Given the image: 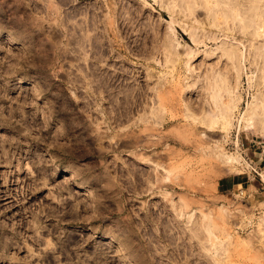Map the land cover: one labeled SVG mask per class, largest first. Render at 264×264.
Segmentation results:
<instances>
[{"label": "rangeland", "instance_id": "obj_1", "mask_svg": "<svg viewBox=\"0 0 264 264\" xmlns=\"http://www.w3.org/2000/svg\"><path fill=\"white\" fill-rule=\"evenodd\" d=\"M222 1L0 0V264H264V0Z\"/></svg>", "mask_w": 264, "mask_h": 264}, {"label": "bare ground", "instance_id": "obj_2", "mask_svg": "<svg viewBox=\"0 0 264 264\" xmlns=\"http://www.w3.org/2000/svg\"><path fill=\"white\" fill-rule=\"evenodd\" d=\"M182 2H183V0H181ZM185 1V3H187V1L188 0H184ZM201 2H202V0H200ZM204 2H205V4L207 3V2H209L210 0H203ZM221 1V3L223 2L222 0H217V2L219 3ZM229 1V0H228ZM193 2V1H192ZM179 3H180V1H179ZM185 3H183V4H185ZM189 4V3H188ZM200 4V3H199ZM202 4H204V3H202ZM232 4H233V2H232ZM165 4H163V6H164ZM177 5H178V3H177ZM180 5V4H179ZM191 5V4H190ZM165 7V9H166V5L164 6ZM186 7V6H185ZM169 9V10H168ZM167 10L169 11V13L171 14V15H174L173 13H174V11L170 8V6H168V8H167ZM188 10V9H187ZM190 10V9H189ZM185 12V11H184ZM177 20V19H176ZM91 37V36H90ZM215 37V36H214ZM97 38V37H96ZM99 38V37H98ZM97 40V39H96ZM101 42V41H100ZM95 43V42H94ZM99 45V44H98ZM101 46V45H100ZM100 46H98V47H96V45L94 46L93 45V47L94 48H96L97 49V53H98V50L101 52L102 51V47H100ZM229 51V50H228ZM96 53V52H95ZM99 54V53H98ZM98 54L97 55H95V59H97L98 60V58L96 57V56H98ZM229 57L232 59V61H235V63L237 62V59H238V62H239V60H240V58H242L243 56H244V54L243 53H239V51L237 50V48L235 47L234 48V46L232 47V48H230V51H229ZM127 58V57H126ZM236 59V60H235ZM237 62V63H238ZM234 63V62H233ZM236 63V64H237ZM238 65H239V63H238ZM236 66V67H239V66ZM96 71H97V68H95L94 69V73H96ZM160 73H164V72H162V71H159ZM150 74H152V73H150ZM215 76H218V75H215ZM214 76V77H215ZM215 78H217V77H215ZM214 78V79H215ZM219 78V77H218ZM96 79V78H95ZM215 88H218L217 86L216 87H214L212 90H214V92H215V94L217 95L218 94V92H219V90H216ZM129 96V95H128ZM215 96V95H214ZM130 97V96H129ZM128 97V98H129ZM128 98H124L123 100H118V99H116V102H118V104H119V108H121L122 110L118 113V116L117 117H115V122L116 121H122L124 118H125V110L127 109V107L130 105V102H129V100L131 99V98H129V100H128ZM132 102V101H131ZM214 102H215V104H214V106H215V108H217L218 110H219V108L221 107V106H219L220 105V103H219V99H218V95L217 96H215V98H214ZM136 103V102H135ZM154 111V110H153ZM153 113H155V112H153ZM191 116H193L194 117V120H198V117H196V116H194L192 113H188V117H191ZM144 116H142V117H140V119L136 122L137 124H140V122H142V120H147L148 118L147 117H144ZM150 117H152L153 118V116H150ZM148 121V120H147ZM249 124V123H248ZM251 125V124H250ZM138 126V125H137ZM248 126V125H247ZM141 140V139H140ZM138 141V140H137ZM231 157V156H230ZM237 159V158H236ZM80 183V182H79ZM82 184V183H81ZM78 185H80V184H78ZM82 186V185H81ZM84 186V185H83ZM207 229V231H211V229L209 228V227H207L206 228ZM213 238L214 239H217V237L215 236H213ZM216 242V244H217V241H215ZM204 245V244H203ZM205 246V245H204ZM213 246H217V245H214V243H213ZM218 247V246H217ZM216 247V252L218 251L217 249H219V247L217 248Z\"/></svg>", "mask_w": 264, "mask_h": 264}]
</instances>
